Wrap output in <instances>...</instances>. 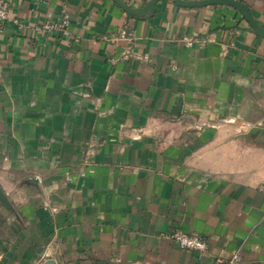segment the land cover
Segmentation results:
<instances>
[{
    "label": "crops",
    "instance_id": "obj_1",
    "mask_svg": "<svg viewBox=\"0 0 264 264\" xmlns=\"http://www.w3.org/2000/svg\"><path fill=\"white\" fill-rule=\"evenodd\" d=\"M3 1L0 264H264V39L242 13ZM64 11L72 37L36 33Z\"/></svg>",
    "mask_w": 264,
    "mask_h": 264
},
{
    "label": "built area",
    "instance_id": "obj_2",
    "mask_svg": "<svg viewBox=\"0 0 264 264\" xmlns=\"http://www.w3.org/2000/svg\"><path fill=\"white\" fill-rule=\"evenodd\" d=\"M9 20V10L5 5L3 0H0V33L2 31V26L4 22ZM14 22L23 28V24L19 20H14ZM71 18L70 15L64 11L63 16L58 21L46 22L41 25L34 27L36 33L43 36L45 39H51L54 34H61L65 38L72 37L71 34ZM76 42H79V38H75ZM264 192V187L262 188ZM170 238L183 250L194 251L196 253L202 254L208 249L207 242L204 238L196 234H188L184 231H176L170 235ZM241 257L239 253L233 256L231 264H237L240 262Z\"/></svg>",
    "mask_w": 264,
    "mask_h": 264
},
{
    "label": "water",
    "instance_id": "obj_3",
    "mask_svg": "<svg viewBox=\"0 0 264 264\" xmlns=\"http://www.w3.org/2000/svg\"><path fill=\"white\" fill-rule=\"evenodd\" d=\"M117 5H119L128 14L136 17H144L145 15L154 12L156 5L161 0H152L146 6L135 9L127 5L122 0H113ZM175 3L184 8H202L207 6H228L239 10L244 16L245 20L249 23L252 31L259 37L264 39V27H262L253 17L249 7L237 0H200V1H184V0H174ZM252 135H264V127L253 128L250 132Z\"/></svg>",
    "mask_w": 264,
    "mask_h": 264
}]
</instances>
